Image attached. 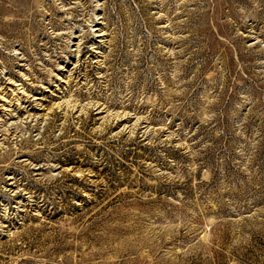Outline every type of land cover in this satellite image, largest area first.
<instances>
[{"label":"rangeland","instance_id":"1","mask_svg":"<svg viewBox=\"0 0 264 264\" xmlns=\"http://www.w3.org/2000/svg\"><path fill=\"white\" fill-rule=\"evenodd\" d=\"M0 264H264V0H0Z\"/></svg>","mask_w":264,"mask_h":264}]
</instances>
